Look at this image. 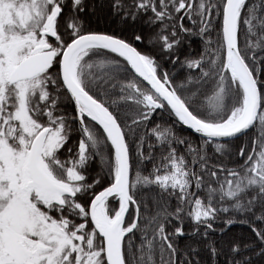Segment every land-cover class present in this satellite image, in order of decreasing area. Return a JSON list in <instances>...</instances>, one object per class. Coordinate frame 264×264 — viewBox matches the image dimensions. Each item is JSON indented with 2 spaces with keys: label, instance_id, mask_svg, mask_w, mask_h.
Segmentation results:
<instances>
[{
  "label": "snow or ice",
  "instance_id": "obj_1",
  "mask_svg": "<svg viewBox=\"0 0 264 264\" xmlns=\"http://www.w3.org/2000/svg\"><path fill=\"white\" fill-rule=\"evenodd\" d=\"M0 264H264V0H0Z\"/></svg>",
  "mask_w": 264,
  "mask_h": 264
},
{
  "label": "trees",
  "instance_id": "obj_2",
  "mask_svg": "<svg viewBox=\"0 0 264 264\" xmlns=\"http://www.w3.org/2000/svg\"><path fill=\"white\" fill-rule=\"evenodd\" d=\"M232 231H234V232L246 231V228H244L243 226L238 225L234 229H232Z\"/></svg>",
  "mask_w": 264,
  "mask_h": 264
}]
</instances>
